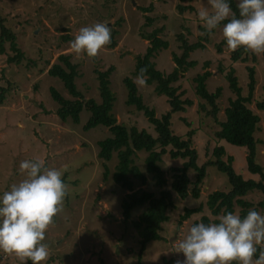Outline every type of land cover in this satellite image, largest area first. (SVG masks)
<instances>
[{"label":"rangeland","instance_id":"374dc122","mask_svg":"<svg viewBox=\"0 0 264 264\" xmlns=\"http://www.w3.org/2000/svg\"><path fill=\"white\" fill-rule=\"evenodd\" d=\"M234 2L237 6L238 0ZM149 7V12L141 11V8ZM180 7L185 9L181 11ZM205 7H208L207 0H0V21L15 36L17 48L24 56L19 64H10L7 60L15 53L10 50L9 42L4 44V54H0V87L7 89L5 101L0 105V197L13 184L25 179V174L19 170V164L24 160L43 159L46 167L63 172L62 179L69 186L63 212L54 217V224L46 231L44 243L49 247V258L42 264H177L184 260L178 244L189 234L190 227L201 223L204 216L214 223L222 215L210 214L206 205L208 195L229 191L225 175L212 166L207 167L199 186V198L189 195L180 199L172 193L173 206L166 211L168 220L158 231L160 240L148 243L142 250L133 222L139 219L148 203L134 208L130 219L124 220L121 204L131 192L113 182L116 153L110 161L98 157L97 144L111 137L110 132L103 126L84 131L83 126L90 117L85 110L80 113L77 124L69 118L63 122L57 116L59 105L52 98L51 89L66 100H74L58 78L47 74L52 65L63 66L58 59L61 55L68 56L69 62L77 67L78 77L74 82L84 101L101 102L97 72L113 68L109 88L115 98L112 114L117 123L155 135L143 114L125 105L127 92L123 80L128 77L134 82L136 59L143 56L149 46L145 37L155 31L157 37L168 44L151 59L155 69L164 75L170 74L175 67L173 55L180 57L182 54L178 36H183L189 44L201 43L204 48L189 53L186 60L195 62V66L171 85L176 88V95L180 94L181 100H190L192 106H185V112L172 115L170 129L183 140L189 131L194 132L191 146L197 153L198 166L214 161L213 149L222 146V161L228 162L231 158L234 172L243 180L260 182L259 175L247 171V150L217 141L215 133L220 130L219 123L225 121L224 110L229 101L235 99L225 79L226 73L234 69L245 97L248 68H253L255 87L252 101L247 106L259 117L254 133L257 141L255 161L264 172V111L256 107V103L264 100V53L250 52L245 63L233 62V51L227 43L220 45L225 39L223 25L208 35H201L206 29L199 20L198 11ZM98 22L111 29L110 44L114 43V47L106 45L95 58L86 53L75 54L70 42L79 29ZM219 45L221 52L217 51ZM205 71L211 74L206 81L207 91L214 93L218 88L222 91L216 101L219 108L217 121L200 108L202 105L210 110L195 93L194 78ZM134 83L144 104L154 110L155 117L160 118L170 110L167 98L155 93L154 84L141 86ZM146 156L145 152L133 156L134 165L147 179L144 185L133 180V191L149 192L158 198L164 189L157 187L152 175L147 173ZM162 158L160 167L167 181L165 189H168L172 182L170 170L182 167L186 160L170 159L168 154ZM188 173L194 181L195 173L191 170ZM241 199L251 204L249 210L264 215V208L260 206L264 204V194L260 191H250ZM199 207L200 212L181 221L185 209ZM242 210L234 205L233 213L240 215ZM0 264L24 262L0 251Z\"/></svg>","mask_w":264,"mask_h":264},{"label":"trees","instance_id":"16d2710c","mask_svg":"<svg viewBox=\"0 0 264 264\" xmlns=\"http://www.w3.org/2000/svg\"><path fill=\"white\" fill-rule=\"evenodd\" d=\"M228 2L233 11L236 12L237 18H239V10L234 0H228ZM179 9L183 11L185 8L180 7ZM150 10L151 7L141 8L142 12H149ZM227 22L229 21H223L220 25H224ZM156 34L157 32L155 31L145 37V40L149 42V46L146 48L143 56L137 57L133 76L137 77L140 69L147 67L148 71L145 74L146 84L155 85V93L158 96L167 98L170 110L160 118L155 117L154 110L144 104L132 79L127 77L123 80L127 92L125 105L134 107L137 112H141L147 122L153 127L155 135L145 130H138L135 127L128 129L124 125L117 123L116 118L112 114L115 98L109 88V76L113 68H109L105 72H97L98 89L101 98L99 104L92 99L86 101L82 99V95L77 91L74 82L78 77L77 67L69 62L68 56H59L58 59L63 66L54 64L47 72L49 76L58 78L66 91L74 98L73 101L66 100L54 89L50 90L52 98L59 105L56 113L61 121L65 122L69 118L74 124H77L80 113L85 110L90 113V117L83 126L84 131H88L97 126H103L110 132L111 137L99 141L97 144L100 149L98 157L104 161H110L112 155L116 153L117 165L112 174L113 182L118 184L123 190L131 192L122 200L121 208L124 220L128 221L130 219L131 211L134 208L148 203L146 210L139 219L133 222V226L138 229L142 250L145 249L148 243L160 240L158 231H160L161 225L168 220L165 214L166 211L173 206L172 193H175L180 199H185L189 195L194 199L199 198V186L204 179L207 167L212 166L216 168L219 173L225 175L229 183L228 192L216 191L208 195L206 205L212 216H218L220 213L222 215H226L228 212L233 213L234 205H238L243 208L240 213L241 218H243L247 215L251 204L241 198L248 192L254 190H258L264 194V184L262 183L264 180V172L261 166L256 164L255 161L257 141L254 138V133L257 130L259 117L247 106L252 101L255 87L254 69L248 68V93L245 97L242 95L237 78L234 76V69L231 68L226 73L225 79L230 91L235 95V99L230 100L229 106L224 110L225 121L219 123L220 130L215 133V138L217 141H225L232 146L245 148L248 153L246 156L247 171L253 175H259L260 182L243 180L240 175L234 172L230 164L232 161L231 158L227 159L228 162L222 161V156L224 155V148L222 146H217L213 149L212 155L215 157L214 161H209L202 166H198L197 153L191 146V137L194 132L189 131L186 134V140L172 133L170 129L172 115L185 112V106H192V102L190 100H181V95H176L177 90L171 85L189 68L195 66V62L186 61L188 54L195 50L203 49L204 46L201 43L189 44L183 36H178L181 42L180 48L182 49V54L180 57L173 55L175 67L170 74L164 75L155 69V64L151 62L156 52L161 49H166L168 46L167 42L162 41ZM203 39L206 40L205 37ZM6 42H9L10 50L15 53L7 61L10 64H19L24 56L17 48L15 36L0 21V54H4V44ZM226 43V39H224L220 45ZM220 45L217 49L218 52H221ZM110 47H114V43L110 44ZM249 54V51H245L241 47L232 53L231 60L233 62L240 61L245 63ZM204 66L206 69L208 63ZM210 76V72L205 71L194 78V82L196 83L195 93L201 100H204L210 107V110H207L202 105H200V108L208 116H211L217 121L216 116L219 108L216 101L221 96L222 91L220 88L214 93L207 91L206 81ZM6 93L7 89L0 87V105L5 101ZM256 107L258 110L264 111V100L256 103ZM138 152L147 153L145 158L146 171L152 175L155 185L164 189L160 192L158 198H155L149 192L141 190L133 191L135 185L133 180H137L141 185L146 184L147 181L145 175L134 165L133 156ZM166 154L169 155L170 159L180 158L186 160L182 167L172 168L170 170L172 173V182L168 189H165L167 181L160 167V164L163 162L162 157ZM190 170L195 173L194 181H191L189 178L188 172ZM106 175L107 172L104 173L105 177ZM191 185L192 187L189 190V186ZM260 206L264 208V204H260ZM201 210L200 207L190 210L185 209L184 215L181 216V221L188 219L192 214L198 213ZM201 222L205 225L210 224L209 218L205 216L201 218ZM214 223H219V221H214ZM258 255L259 252H257L254 259L258 258ZM29 264H31V261H29ZM233 264L236 263L233 262Z\"/></svg>","mask_w":264,"mask_h":264},{"label":"clouds","instance_id":"9594fccd","mask_svg":"<svg viewBox=\"0 0 264 264\" xmlns=\"http://www.w3.org/2000/svg\"><path fill=\"white\" fill-rule=\"evenodd\" d=\"M207 2L208 7L198 11L206 29L201 35L210 34L227 20L222 34L231 51L243 47L256 55L264 53V0H238L239 18L228 0ZM110 43L111 29L98 22L80 28L70 48L77 55L95 58ZM147 71L141 68L134 82L145 86ZM19 170L25 179L0 197V251L15 255L24 264H42L49 258L46 231L63 212L69 186L62 179L63 172L46 167L43 159L21 161ZM178 247L184 260L177 264H264V215L249 210L241 218L228 212L219 217V223L195 224Z\"/></svg>","mask_w":264,"mask_h":264}]
</instances>
